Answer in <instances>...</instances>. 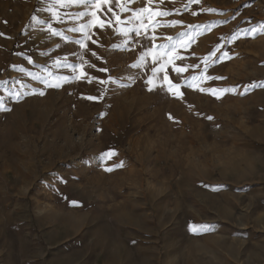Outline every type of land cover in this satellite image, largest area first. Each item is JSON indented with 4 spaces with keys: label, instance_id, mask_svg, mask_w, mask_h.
<instances>
[{
    "label": "rangeland",
    "instance_id": "1",
    "mask_svg": "<svg viewBox=\"0 0 264 264\" xmlns=\"http://www.w3.org/2000/svg\"><path fill=\"white\" fill-rule=\"evenodd\" d=\"M65 3L0 0V264H264V0Z\"/></svg>",
    "mask_w": 264,
    "mask_h": 264
},
{
    "label": "snow or ice",
    "instance_id": "2",
    "mask_svg": "<svg viewBox=\"0 0 264 264\" xmlns=\"http://www.w3.org/2000/svg\"><path fill=\"white\" fill-rule=\"evenodd\" d=\"M126 2L130 3L131 0H126ZM67 3H74V4H79V5H83L85 8H89V6H91V8L95 9L93 11H81L78 13V17L79 18H83L85 16H91L93 19L90 21L92 26H98L100 28L104 27L105 21H101L99 19V17H97L96 15V11H100L102 10V5H109V7L107 8V12L104 13V15L107 17V13L111 12L112 15L116 18L118 27L119 25H124L123 31L125 33H129V32H133L135 31L136 35L139 36L140 35V28L141 27H146L143 23L144 20V13H149L150 9L148 8H140V9H135L132 10V16L128 19V20H122L121 17L113 11L111 5V0H67ZM115 3L117 4V6L121 5V0H115ZM53 4H61V6H66L65 0H53ZM48 11H52V7L50 6V8L48 9ZM120 11L121 12H126L129 11V9L127 7H120ZM162 14V13H161ZM195 14V13H194ZM52 16L53 18L59 19L58 14L55 11H52ZM33 20H36V17H32ZM133 21H136L139 23L140 27H136L135 25H133V27H128L129 24H133ZM110 23V21H109ZM89 29V23H81L78 27H74L71 29L72 32H80L83 33L84 36L87 38L88 35V30ZM49 30L52 32V35H62L59 32H56L54 30H52L51 25L49 26ZM253 32L257 31V29H252ZM0 35H3L2 33H0ZM169 40H171V38H168ZM77 44H79V46L81 48L85 47L84 41L82 39H78L76 41ZM93 43H95V41H93ZM155 46V45H154ZM164 47V46H161ZM173 52H174V48H173ZM93 55H95V53H93ZM162 55H168L169 56V60L172 59V54L165 52ZM224 55H227V53H224ZM176 59H179V57L177 56ZM138 64H133L131 67H137ZM101 71H107L106 69H100ZM185 69L184 68H180L177 67L175 68L176 72H183ZM152 71L155 73L157 71V69L155 67H153ZM66 79V78H65ZM165 81H168V76L165 75L164 77ZM193 79H195V77H193ZM217 79H219V77H217ZM89 82H91V80H89ZM106 82H112L111 80L109 81H100L101 84H104ZM46 86L48 87H58L59 84H53L50 83L48 81L44 82ZM146 83L151 84L152 80L151 78H149L148 81H146ZM178 85H175L173 83H171L170 81H168V88L169 90H171L172 88H178ZM149 90L151 91L152 88H149ZM209 91L213 92V94H215L216 90L215 89H209ZM222 91H230V89H224ZM40 95H43L44 93L41 91L39 93ZM17 95H19V93H17ZM87 99L89 100H96L99 99L98 97H94V96H88ZM171 118V117H170ZM209 119H212L211 117H209ZM105 157L110 158L112 155H115V153H105L104 154ZM122 166V165H120ZM108 171H111V169H106ZM198 228L200 230H208L210 228L209 225H200L198 226Z\"/></svg>",
    "mask_w": 264,
    "mask_h": 264
}]
</instances>
